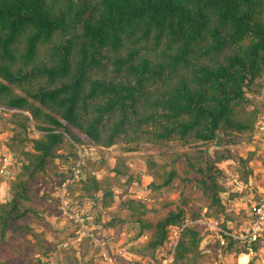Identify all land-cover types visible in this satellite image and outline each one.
I'll return each mask as SVG.
<instances>
[{
	"label": "trees",
	"instance_id": "obj_1",
	"mask_svg": "<svg viewBox=\"0 0 264 264\" xmlns=\"http://www.w3.org/2000/svg\"><path fill=\"white\" fill-rule=\"evenodd\" d=\"M262 89L264 0H0V106L10 110L0 115L18 127L0 153L23 161L11 196L0 202V235L11 230L39 238L26 245L25 258L46 250L31 223L53 214L51 205L36 203L50 198L41 189L59 158L71 165L59 173L62 186L80 162L66 197L109 210L103 225L123 236L126 253L142 257L166 244L171 250L173 229L181 232L169 264H200L206 236L225 254L247 252L236 231L221 225L217 237L207 225L226 211L220 163L231 156L216 150L212 159L209 146L254 136L259 111L248 92ZM25 134H32L28 143ZM90 145L121 146L127 155L117 159L113 175L99 178L86 166ZM133 152L148 154L143 195L151 202L116 192L121 180L142 182L130 171ZM163 155L184 160L182 174L156 159ZM254 158V152L240 158L246 182L257 177ZM177 179L181 201L155 207V193ZM78 205L68 203V212L82 213L86 229L62 206L58 211L75 225L78 241L63 249L61 264H95L92 246L109 264H140L101 242L102 232L89 230ZM253 244L250 264L264 232Z\"/></svg>",
	"mask_w": 264,
	"mask_h": 264
},
{
	"label": "rangeland",
	"instance_id": "obj_2",
	"mask_svg": "<svg viewBox=\"0 0 264 264\" xmlns=\"http://www.w3.org/2000/svg\"><path fill=\"white\" fill-rule=\"evenodd\" d=\"M262 93L257 95L253 92H248L250 98L254 99L253 106H256L259 111V121H264V89H262ZM1 112V111H0ZM0 115V151L5 149L7 143L12 142V137L18 127L15 124L10 123L8 120L1 118ZM26 138L24 142H29L28 137L30 134H25ZM35 137L37 134H33ZM24 137V136H23ZM229 148H226V147ZM88 149L87 157L90 160L87 163L88 170L95 173L99 178H104L110 175H113L112 168L115 165L117 159L121 156L127 155L125 153L123 147L114 146L111 148H102L95 145L86 146ZM123 148V149H121ZM216 150H219L220 153H228L227 150H231L230 158L222 163H220V167L222 169L223 175L219 177L220 184L224 187V191L221 192L223 197V203L226 205V211L223 214H220L217 218H210L207 222L216 224L221 230V225H226L232 231H236L237 235L245 234L249 227L250 222V205L251 200L254 199V196L257 194V187L260 183H262L264 175L263 167H262V153L259 148L258 143L255 141L254 136L252 138L243 137L239 139L234 144H223L216 143L213 146H209V152L214 157V153ZM64 150H61V152ZM65 152V151H64ZM251 152L255 153L254 160L250 162V164L256 166V176L249 178V181L246 182L243 178L244 167L240 163L241 157H248ZM148 154L143 153H135L133 152L132 157L128 159L130 171L133 175H136L138 178L140 177L142 182L133 181L131 184H126L125 180H121L119 183V188H116V192L124 195L127 194H135L138 197H143V199L152 201V197L150 195H143V191L145 185L149 182V176L145 174L146 171V163H147ZM0 153V159H1ZM156 159L165 164L167 169H176L179 174H182V168L184 166V160L179 159L178 161H172L168 155L156 156ZM167 161L169 163H167ZM22 160L18 159L17 164L13 168V172L10 171L8 174L0 177V202L6 201L11 195L9 192V186L12 179H14V173L20 171V166L22 164ZM71 165H67L62 163L61 159H56L52 166L51 171H49L48 176V187H43L41 189V193L46 191L48 188L50 192V198L47 199L45 204L36 203V206L43 209L44 206L51 205L53 209V214L51 216L41 218L39 221L33 220L31 224L34 225L33 229H36L38 233L41 234V239L43 243H45L46 250L33 253L30 255L31 257L25 258L26 256V245L29 243H33L39 240V238L34 237L33 235H21V234H13L11 230L6 232L5 237L0 235V264H61V252L64 248L73 246H78V241L76 240L74 235L75 225L70 221L69 218L66 217L65 213H60L59 208L62 206V193L63 186L60 185V181L62 177L59 175L60 171L66 170ZM252 184H251V183ZM50 187H52L50 189ZM128 191V192H127ZM182 188L179 189V180H175L172 187L170 189L162 190V193H155V207H163L167 204H174L177 201H181V193ZM66 201L73 206H77V197L75 198L72 195L70 198H66ZM60 202V203H59ZM80 208L85 210L86 214H88L90 223L88 224L89 230L95 229L102 232V238H99L101 242L108 245L110 250L113 251L117 255L126 256L127 259L131 261L136 259L140 262V264H164V260L168 259V257L172 254V250L169 249L168 244L159 248L155 254L149 252L146 256H138L131 255L126 253L122 247V235L118 236L117 234H113L111 229L106 228L103 223L108 219L109 210L103 209L100 202L92 201V200H84L83 203L79 204ZM78 205V206H79ZM153 205V206H154ZM188 208V207H187ZM116 208H113L115 211ZM206 208H203V212ZM101 215V222H95V218ZM43 223H37V222ZM205 222V220H203ZM45 223H48L47 226ZM208 225V223H207ZM209 227V225H208ZM214 233H218L217 230ZM82 234V233H81ZM174 237V229L170 235L171 242ZM218 237V234H217ZM216 241L214 236H206L203 240V251L206 253L204 257L200 260V264H237L235 254H225L222 249H217V247H213L212 244ZM52 244L55 248H50L49 245ZM93 253V257L95 259V264H109V257L104 259V256L101 252L95 250V247H90ZM123 253V254H121ZM108 256V255H107ZM106 257V256H105ZM214 257V260L212 259ZM40 259V260H39ZM256 264H264V250L260 248L258 258L256 259ZM41 261V262H39ZM82 262L87 263V260H81ZM245 261V260H244ZM242 259L240 262L244 263ZM112 264H115L112 262ZM117 264V263H116Z\"/></svg>",
	"mask_w": 264,
	"mask_h": 264
},
{
	"label": "built area",
	"instance_id": "obj_3",
	"mask_svg": "<svg viewBox=\"0 0 264 264\" xmlns=\"http://www.w3.org/2000/svg\"><path fill=\"white\" fill-rule=\"evenodd\" d=\"M0 111H10V110L6 107L0 106ZM254 139L258 143L259 148L261 149L262 167H263L262 169L264 171V121H259L256 124ZM15 164H16V160L12 156V154L11 153L5 154L0 159V177H3L6 174H8L10 171H13ZM79 172H80V162H78V164L74 168L73 179L70 180L69 182L77 180L79 178ZM262 178H263L262 183H260L257 187V191H256L257 194L254 196V199L251 200L250 214H249L251 218H250L249 227L247 229V232L245 234H240V235H237L236 233L232 234L234 238L242 239L246 241L247 247H248L247 260L244 263H241L238 261L237 264H250L251 263V261L253 260L256 254L253 243L258 239L260 233L264 232V175H262ZM69 182L63 185V193H62V204H63L64 212L67 214H69V212H68V202L66 201V198H67L66 197V192H67L66 186ZM69 215L71 218H74L76 221L80 222L82 227L86 229V225H85L86 218L84 215H82V213H75V214H69ZM208 225L213 230L218 231L219 229V227L216 224L214 225V223L208 222ZM180 232H181L180 229H174V237L172 238V245H171L172 254L168 257V259L164 260V264H169V262L172 260L173 250L180 236ZM219 237L222 239L221 235ZM222 243H224L223 239H222ZM261 249L264 250V245L261 247ZM105 255H106V258H108L107 254ZM109 261L111 262V259Z\"/></svg>",
	"mask_w": 264,
	"mask_h": 264
},
{
	"label": "clouds",
	"instance_id": "obj_4",
	"mask_svg": "<svg viewBox=\"0 0 264 264\" xmlns=\"http://www.w3.org/2000/svg\"><path fill=\"white\" fill-rule=\"evenodd\" d=\"M247 252H248V247H247ZM247 252L240 253L239 255H237V258H236L237 263H238V261L240 262V257H241V255H245V256H247ZM246 260H247V258H246ZM246 260H245V261H246ZM245 261H244V262H245Z\"/></svg>",
	"mask_w": 264,
	"mask_h": 264
},
{
	"label": "bare ground",
	"instance_id": "obj_5",
	"mask_svg": "<svg viewBox=\"0 0 264 264\" xmlns=\"http://www.w3.org/2000/svg\"><path fill=\"white\" fill-rule=\"evenodd\" d=\"M246 258H247V256H245V255H241V257H240V259H242V261L246 260Z\"/></svg>",
	"mask_w": 264,
	"mask_h": 264
}]
</instances>
